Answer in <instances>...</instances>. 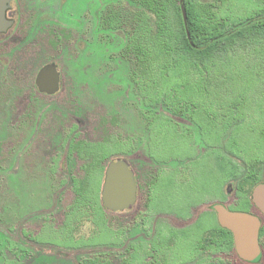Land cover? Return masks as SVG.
I'll use <instances>...</instances> for the list:
<instances>
[{
  "label": "rangeland",
  "instance_id": "obj_1",
  "mask_svg": "<svg viewBox=\"0 0 264 264\" xmlns=\"http://www.w3.org/2000/svg\"><path fill=\"white\" fill-rule=\"evenodd\" d=\"M205 3L239 29L206 51L214 55L210 68L219 69L197 72L204 91L187 101L191 94L164 85L172 57L141 61L137 22L120 29L105 21L108 10L125 4L136 13L137 5L12 0L14 25L0 37V264H207L215 257L252 264L196 246L219 224L216 206L232 210L236 194L250 190H242V175L264 178V0ZM50 65L60 89L44 94L37 80ZM201 113L214 124L205 135ZM73 139L112 147L100 185L103 216L88 203L72 208L73 179L85 165L69 152ZM231 142L244 147L245 159L229 152L238 150ZM214 149L238 170L232 178L220 172ZM116 162L137 186L135 203L123 210L102 203ZM255 264H264V253Z\"/></svg>",
  "mask_w": 264,
  "mask_h": 264
},
{
  "label": "trees",
  "instance_id": "obj_2",
  "mask_svg": "<svg viewBox=\"0 0 264 264\" xmlns=\"http://www.w3.org/2000/svg\"><path fill=\"white\" fill-rule=\"evenodd\" d=\"M129 2L138 6V11L134 13L125 4L118 8H113L107 11L105 20L109 27L125 28L133 26L135 22L141 27L143 50L140 53L143 57L141 61L147 59L162 60L166 56L173 58V68L171 76L164 78V85L172 84L175 91H181L191 94L185 100H192L196 94L204 91V81H198L194 78L197 72L206 71L209 75L212 69H219L214 66L212 69L208 64L214 59V55L207 54L206 51L211 47H216L227 40L234 34L238 28H227L230 19L223 18L219 15L216 6L207 8L205 1L208 0H128ZM185 7L186 19L182 7ZM249 24V21L247 22ZM246 25V24H245ZM245 25H239L241 27ZM190 34V36L188 35ZM140 42V41H139ZM150 44L154 47L152 48ZM167 45L168 50L155 48L157 45ZM140 46L141 42H140ZM166 47V46H165ZM143 63V62H142ZM167 73V71H166ZM202 73V74H203ZM169 74V73H168ZM208 79V78H207ZM197 80V81H195ZM196 85H194V82ZM167 90V87H165ZM164 93V92H163ZM167 98H163V102L167 103ZM177 112V111H175ZM200 127L205 135L206 131L213 129V122L205 120V114L201 113ZM207 129V130H206ZM238 150L232 149L229 152L239 158L245 159L247 151L240 148L236 143ZM111 146L106 145H87L82 141L71 140L69 152L71 155L84 160V175L80 178L73 179V190L75 199L73 201V210L75 212L81 205L88 203L97 214L103 216L104 208L100 202V185L104 174V165L111 154ZM216 165L221 173H224L229 178H232L238 170H234V164L228 162L222 156L221 152H216ZM248 150V154H249ZM219 153V154H218ZM225 162V163H224ZM225 164V165H224ZM243 185L251 186L248 193L245 195L237 193L238 201L233 207V211L253 212L255 209L252 203V191L256 185L264 182L260 173L250 171L242 175ZM69 217H71L69 215ZM209 229V228H208ZM206 229L198 240L196 250L200 249L204 252H212L220 255L228 256L238 255L235 251L234 239L232 233L222 228L219 224L212 229ZM187 230L180 233L184 235ZM177 236V234H176ZM264 225L260 230L261 247L264 253ZM89 263V262H88ZM91 264V262L89 263ZM207 264H231L226 258L215 257L209 260Z\"/></svg>",
  "mask_w": 264,
  "mask_h": 264
},
{
  "label": "water",
  "instance_id": "obj_3",
  "mask_svg": "<svg viewBox=\"0 0 264 264\" xmlns=\"http://www.w3.org/2000/svg\"><path fill=\"white\" fill-rule=\"evenodd\" d=\"M183 2V0H181ZM12 0H0V36L6 34L14 25L8 19ZM186 19L185 7H182ZM190 36V34L188 33ZM37 86L41 93L55 94L60 89V75L57 67L47 66L39 74ZM137 186L133 173L125 163H111L105 174L102 188V203L112 210H123L136 201ZM252 202L264 216V183L256 186L252 192ZM219 225L229 230L234 239L238 257L247 263H258L263 251L260 245L261 219L253 212L233 211L222 205L215 208Z\"/></svg>",
  "mask_w": 264,
  "mask_h": 264
},
{
  "label": "flooded vegetation",
  "instance_id": "obj_4",
  "mask_svg": "<svg viewBox=\"0 0 264 264\" xmlns=\"http://www.w3.org/2000/svg\"><path fill=\"white\" fill-rule=\"evenodd\" d=\"M14 14L12 13V11H11V8L9 9V11H8V19L9 20H12V21H14ZM1 36H3V35H1ZM0 36V37H1ZM254 190V189H253ZM253 192V191H252ZM251 199H252V196H251ZM253 203V202H252ZM254 205V204H253ZM255 207V206H254ZM255 209H256V207H255ZM257 210V209H256ZM258 212H259V210H257ZM254 213V212H253ZM256 214V213H255Z\"/></svg>",
  "mask_w": 264,
  "mask_h": 264
}]
</instances>
